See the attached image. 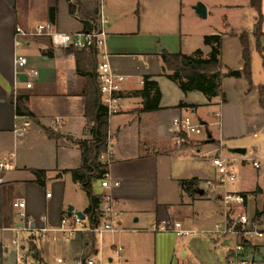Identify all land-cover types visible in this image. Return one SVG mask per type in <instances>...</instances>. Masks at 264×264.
<instances>
[{
  "label": "crops",
  "instance_id": "crops-1",
  "mask_svg": "<svg viewBox=\"0 0 264 264\" xmlns=\"http://www.w3.org/2000/svg\"><path fill=\"white\" fill-rule=\"evenodd\" d=\"M18 3L19 0H0V155L17 154V170L0 185V264H19V257L28 264H48L47 261L49 264H75L82 257L97 260L100 254H105L106 248L115 254L116 249H122L119 264H152L163 249L159 235L151 232L155 222H182L193 230L215 231L226 221L245 214L259 226L264 223V207L258 202L264 196L263 188L257 185L252 191H244L242 183L235 185L234 190L222 188L212 161L213 152L220 150L215 148L220 146V154L225 158L234 159L244 167L253 162L255 171L262 170L263 159L238 160L224 155L226 150L231 153L233 148L243 147V144L240 146L236 141L237 133L232 130L227 116L231 102L223 91L224 83L239 78L229 77L223 71V48L219 68L221 95L211 101L203 96L207 106L221 107L215 109L222 114V125L227 121V127L219 140L212 134L214 143H208L210 123L204 114L209 108H202L205 103L195 100L194 95L199 92L185 94L168 78L171 73L162 58L164 52L193 57L201 50L203 58L210 55L211 49L203 46L206 35L201 36V49V45H193L192 34L185 33V11L188 9L192 20L193 15H197L194 8L185 0H104L109 18L111 63L115 71L127 79L122 113L109 121V146L113 154L109 169L111 189L103 188L102 181L95 183L93 189L95 195L103 198L101 211L106 208L105 198L112 199L119 226L124 231L99 236L100 243L98 236L89 233H78L70 238L56 232L44 233V229L59 228L65 217L72 220L78 212L85 216L87 227L93 224L85 213L91 201L71 174L83 165L80 144L92 143L93 135L85 115L86 80L77 73L75 56L56 50L48 38L31 40L22 47L25 48L23 53L22 48L17 47L22 39L17 37L16 30L20 27L29 31L37 25L21 20ZM97 5L98 0H51L46 23L67 34L87 32L90 16L93 12L96 14ZM207 10L209 15V7ZM217 35L224 38L222 34ZM19 56L28 58V69L39 72L32 89L26 88L28 78L25 74H18L16 60ZM237 70L243 77L244 69L240 66ZM147 76L159 85L162 94L159 108H145V100L140 95ZM164 81L173 83L175 88L163 84ZM164 86L175 94L174 100H168ZM253 92V87L248 90V94ZM18 96L24 97V104L35 119L25 117V120L17 115ZM218 99L221 101L216 102ZM258 102L260 105L259 90ZM182 103L196 108H179ZM150 104L154 105L152 101ZM260 109L264 113V109ZM183 116L200 121L208 133L179 148L172 124ZM25 121L30 125L29 131L19 137L16 130ZM254 127L256 132L264 131L263 114ZM255 162L261 169L254 167ZM34 171L46 173L44 185L38 183ZM192 180L198 181L195 193L183 187V182ZM207 182H212L214 188ZM200 189L205 191L204 196L198 194ZM230 191L242 196L245 204L226 208L223 197ZM252 201L256 202L253 216L249 213ZM20 202L26 204L25 209L16 206ZM70 207L75 209L71 217ZM23 211L28 218L24 223L19 218ZM108 218L102 214L99 222ZM23 225L32 230L23 232L20 230ZM218 236L221 235L205 236V239L218 242ZM192 239L188 242L191 251L199 244L205 245V241ZM223 239L227 251L220 260L224 264V257L234 248L227 243L235 244V240L229 236ZM257 240L264 239H256L247 246V257L252 264H264L260 260L264 258V246L256 243ZM97 262L104 264L102 260ZM114 263L110 259V264Z\"/></svg>",
  "mask_w": 264,
  "mask_h": 264
},
{
  "label": "rangeland",
  "instance_id": "rangeland-1",
  "mask_svg": "<svg viewBox=\"0 0 264 264\" xmlns=\"http://www.w3.org/2000/svg\"><path fill=\"white\" fill-rule=\"evenodd\" d=\"M185 2L193 8L197 6L198 3H203L207 8L209 7L207 19H201L198 15H193L194 11L192 9L190 13L194 16V19L190 20L189 11L186 9V17L184 20L185 33L188 35L192 34V43L194 46L198 47H200V45L202 46V35L217 36V34H222L224 37L222 65L223 71H225L229 77H233L231 76L232 73L238 71L237 69L240 66L244 69L242 58L243 49L240 43V36L242 34H247L250 37L252 84L254 92L248 94L251 85L245 76L239 79L233 78L225 82L223 89L231 102L230 106L227 107V116L230 118V126H232V130L237 133L236 137L238 138L236 141L240 142V146L243 144V147L233 149H245L248 150V154L246 156H241L231 154L226 150L224 155L230 158L236 157L238 160L254 161V158L263 159L262 170L259 172L255 171L253 169V162L248 163L245 167L240 162H235L238 180L233 184H229L227 188L228 190H234L235 185L237 186L239 183H242L244 191H252L256 189L257 185H260L264 190V131L256 132L258 130H254L256 128L254 124L261 119L262 114L264 115L258 102V90L264 87V51L258 49V44L254 37L259 14L251 7V0H185ZM18 4L19 15H22L21 20H23L25 24L38 25L39 23L47 22L48 7L51 4V0H19ZM262 16L264 33V0L262 3ZM184 40L187 41V39ZM260 45L264 48V37ZM203 46L201 49H203ZM21 50L23 52L25 48ZM164 83H168L171 87L174 86L173 83L169 81H164L163 84ZM164 89L166 95L169 96L168 100H174L175 94L169 92L168 88L165 86ZM194 96L197 102L205 103L202 108H209L208 111H205V114L203 113L210 123L209 130L207 128L206 130L211 132V134L219 140L221 133L223 134L224 129L227 127V121H225L224 118V125H222L221 118H216L214 115V113H218L215 108L221 107L216 105L207 106L206 103L208 102L201 93ZM220 101L221 99L216 100V102ZM219 123H221L222 126ZM232 145L233 144H230L229 146ZM215 149H221V147L218 146ZM258 202L259 206L263 208L264 196L260 197ZM255 211L256 202L252 201L249 209L250 215L253 216ZM259 228L264 231V223L260 224ZM156 234L159 235V238H161L163 242V249L158 254L156 262L152 261V264H223L220 259L224 252L227 251L226 246H223L225 240L223 236H218V242L209 240L207 242L205 236L202 235L196 240L205 241L203 243L205 245L201 244L202 246H199V244L195 247V251H191L188 242L194 240L192 238L180 240L173 233ZM98 239L100 243L99 236ZM258 242L259 244L261 242V246H264V240H257L256 243ZM232 243V241L228 242V247H234V243ZM186 253H188V256H185ZM110 259L114 260V264H119L121 262L115 252L107 248L105 254H100L97 257V260H102L104 264H110ZM263 259L264 258L261 257L260 260L264 261ZM47 263L49 264L48 261Z\"/></svg>",
  "mask_w": 264,
  "mask_h": 264
},
{
  "label": "built area",
  "instance_id": "built-area-1",
  "mask_svg": "<svg viewBox=\"0 0 264 264\" xmlns=\"http://www.w3.org/2000/svg\"><path fill=\"white\" fill-rule=\"evenodd\" d=\"M108 24L109 18L105 13L104 0H98L96 9L95 20L89 21L90 30L87 32H81L77 34H67L58 31L51 23L39 24L32 30L26 31L22 28H17V37L21 38V41L17 42V47L22 48L27 45L33 39L48 38L51 40L53 47L58 51L75 50L80 52H94L97 58L96 75L100 88V94L102 98V105L107 109L109 118L118 116L122 113L124 104V84L126 82V76L119 74L115 71L111 63V55L108 51ZM16 66L18 74H25L28 78L26 85L27 89L33 88V83L39 76V72L34 69H28L29 60L25 56H19L16 60ZM216 118H221L220 112L215 114ZM26 120V118L24 117ZM57 122H60L58 120ZM221 125V123H219ZM173 129L177 135V145L182 147L186 142H189L193 138L207 136L206 126L200 121H196L190 116H183L176 118L173 121ZM30 125L25 121L16 130V134L19 137L25 136L29 131ZM221 149L214 151L212 155L213 165L215 166L218 175L219 183L222 188H227L229 184H233L238 180V172L235 166V160L225 158L220 154ZM113 154L108 147L106 153L100 157V161L107 167L108 173L105 179L102 181V187L105 189H111L109 169L112 165ZM256 169H261V165L258 162L254 163ZM17 170V154L11 153L8 155H0V185H4L7 182V178L10 174ZM210 188H214L212 182H207ZM116 186H119L116 183ZM48 198L51 194L47 195ZM105 211H101L109 218L105 222H98L87 227L85 221L75 215L73 219L65 217L61 226L57 229H44V233L56 232L61 233L65 237L70 238L78 233H89L95 236L102 237L103 235L117 234L124 230L119 226L118 215L114 209V203L111 202L110 197H106ZM223 203L226 208L231 205H244L245 199L240 195L232 193H226L223 197ZM102 205V204H101ZM20 209H25L26 204L20 202L16 205ZM21 222L27 221V214L25 211L19 214ZM72 221V222H71ZM23 232L31 231L32 229L21 227ZM153 233H173L178 239L186 240L191 238H198L204 236H229L234 238V248L231 249L224 257V264H252L247 257V246L256 239H264V231L259 228L257 221L251 220L247 215H240L233 221H226L224 226L217 227L215 231H200L193 230L186 227L182 222H168L161 221L155 222L151 227ZM122 249H116L117 257L120 256ZM19 264H28L22 257L18 258ZM75 264H99L94 257L80 258Z\"/></svg>",
  "mask_w": 264,
  "mask_h": 264
},
{
  "label": "trees",
  "instance_id": "trees-1",
  "mask_svg": "<svg viewBox=\"0 0 264 264\" xmlns=\"http://www.w3.org/2000/svg\"><path fill=\"white\" fill-rule=\"evenodd\" d=\"M263 0H251V7L258 14L259 19L256 24L254 37L258 44V49L264 51L261 47V40L264 37L263 33V16H262ZM96 14L90 16L92 21L95 20ZM52 22H54V12L52 13ZM44 39V38H37ZM242 45V58L244 63L243 75L252 84V59L250 37L247 34L240 36ZM204 44L211 49L208 58H203V52L197 51L193 57H188L183 54H162L166 69L171 75L168 78L178 85L180 90L185 93L199 92L204 95L209 101L218 98L221 95V84L219 68L221 67L220 57L223 48V38L220 35L207 36L204 38ZM76 58L77 73L86 80L85 100H86V118L88 120L89 129L93 135L92 143H81L83 165L79 170L71 172L75 183L80 184L83 190L87 193L91 201L89 209L85 212L90 216L93 224H97L102 217L99 212V207L103 203V198L94 194V184L103 181L108 173L107 167L102 164L100 157L107 152L109 147V121L110 118L107 109L102 105L100 88L96 75L97 58L94 52H80L69 50ZM217 75L215 78L214 76ZM145 100V108H159L162 94L159 85L151 77L144 78V89L140 93ZM260 105L264 109V87L259 89ZM23 96H18L16 99L17 115L19 117H28L35 119L25 106ZM150 101L154 105L150 106ZM179 108H196L193 105L182 103ZM38 178V183L44 185L46 173L42 171H34ZM198 186L197 180L183 182V187H188L195 193V187Z\"/></svg>",
  "mask_w": 264,
  "mask_h": 264
},
{
  "label": "water",
  "instance_id": "water-1",
  "mask_svg": "<svg viewBox=\"0 0 264 264\" xmlns=\"http://www.w3.org/2000/svg\"><path fill=\"white\" fill-rule=\"evenodd\" d=\"M195 13L201 18V19H207L208 17V10L207 7L205 6V4L203 3H198L197 6L194 7ZM233 77H238L241 78L242 77V72L241 71H234L232 73ZM215 78L217 77V75L214 76ZM208 143H214V140L212 139V134L209 133L208 134ZM232 154H237V155H246L247 151L245 149H232L231 150ZM199 195L204 196L205 191L200 189L197 191ZM75 209L74 207H70L68 212H69V216L71 217L74 213ZM78 217H80L82 220H85V216L83 215V213L78 212L76 214Z\"/></svg>",
  "mask_w": 264,
  "mask_h": 264
}]
</instances>
